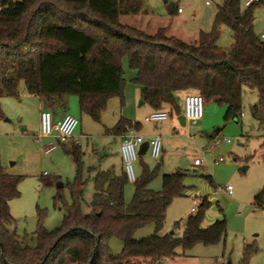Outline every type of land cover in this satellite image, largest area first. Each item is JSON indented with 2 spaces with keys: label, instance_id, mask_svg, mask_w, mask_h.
<instances>
[{
  "label": "trees",
  "instance_id": "obj_1",
  "mask_svg": "<svg viewBox=\"0 0 264 264\" xmlns=\"http://www.w3.org/2000/svg\"><path fill=\"white\" fill-rule=\"evenodd\" d=\"M142 2L0 0V73L5 92L18 95L23 82L29 93L54 108H66L69 97L77 95L81 111L100 121L111 97H125L123 59L127 56L137 72L141 99L155 110L169 105L179 115L177 93L195 90L222 94L232 117L241 120L247 88L257 89V100L250 109L262 128L264 145V41L254 30L255 8L264 0L249 6L243 0H224L212 29L201 31L195 43L169 35L166 26L149 33L122 22L123 14L139 13ZM223 25L233 30L229 49L218 43ZM3 116L0 100V118ZM140 127V121L123 116L111 131L123 134ZM69 148L78 164L71 185L73 202L67 206L61 226L49 230L40 219L34 244L10 228L15 219L9 202L20 195L22 177L0 167V264H131L139 257L159 263L176 255L180 247L187 250L198 244H217L226 235V218L202 226L210 205L207 198L201 210L187 218L183 236L161 232L169 205L185 191L182 171L164 174L163 189L154 190L149 187L154 172L145 167L134 181V198L127 203L125 171L100 170L95 176L92 210L84 212L82 152L75 142ZM207 177L213 183L212 176ZM62 199L59 191L55 200ZM255 204L264 207V191L256 195ZM151 222L155 232L137 238L136 231ZM180 224V220L175 222V226ZM114 236L123 242L119 255L110 246ZM254 250L248 248L241 264L248 263Z\"/></svg>",
  "mask_w": 264,
  "mask_h": 264
},
{
  "label": "rangeland",
  "instance_id": "obj_2",
  "mask_svg": "<svg viewBox=\"0 0 264 264\" xmlns=\"http://www.w3.org/2000/svg\"><path fill=\"white\" fill-rule=\"evenodd\" d=\"M223 2L224 0H143L139 13L123 14L121 19L125 23L142 26L147 32L166 26L168 34L195 43L199 40L201 31L212 29L218 7ZM179 8L183 12H179ZM254 30L259 36L264 30V3L255 8ZM233 42L232 28L223 25L219 45L229 49ZM123 69L126 79L125 97H111L100 121L81 112L79 96L71 95L68 100L71 113L79 118L74 135L81 139L83 177L86 180L82 208L86 213L92 210L96 174L106 169L107 163L112 165L119 160L117 151L120 140L111 128L120 117L131 118L135 110L141 109L140 85L135 81L137 72L131 68L127 56L123 59ZM247 90L241 120L226 121L224 118H217V121L211 123L213 126L209 133L203 128L202 132L195 126L192 128L189 123L181 124L176 110H169V119L175 121V125L168 130L163 124L156 127L154 123L145 122V115L140 113L142 122L161 135L163 149L158 157L149 151L139 156L134 162L137 178L145 167H149L154 172L149 187L162 190L164 174L177 171L185 173V191L169 205L161 232L175 231L176 235L183 236L192 207H197L193 212L197 214L205 198L210 201V205L204 212V226L226 218L227 232L217 244H198L187 250L180 247L176 255L165 257L159 263L139 257L133 258L131 264H241L248 248L255 250L247 264H264V207L255 204L256 195L264 191L263 131L250 109V105L257 100L258 90ZM0 100L4 112V116L0 118V167L8 174L22 177L18 184L20 195L9 202L15 219L10 228L17 235L27 237L28 244H34L36 240L33 234L40 219L49 230L61 226L66 208L73 202L71 185L77 178L78 164L73 152L66 146L70 143L72 147L73 142L62 141L54 134L51 137L38 136L40 99L29 93L23 82L19 84L18 95L8 94L3 88L0 73ZM177 101L183 113L185 97L182 96ZM220 129L219 134L232 138V142L222 143L204 154L203 147L212 144L213 137L209 134ZM191 135L194 137L191 138ZM170 137H174V140L171 141ZM50 142L56 148L47 152L46 146ZM198 156H202L204 162L201 166L194 167V160ZM111 165L109 169L114 171ZM209 175L212 176L213 183L207 177ZM227 185L233 186L232 192L227 190ZM135 189V182L126 183L127 203L133 200ZM59 191L63 193L64 199L56 202L55 197ZM177 220L181 221L179 226H175ZM154 232L155 224L151 222L139 228L135 236L142 238ZM110 246L113 253L121 254L123 242L119 237H112Z\"/></svg>",
  "mask_w": 264,
  "mask_h": 264
},
{
  "label": "built area",
  "instance_id": "obj_3",
  "mask_svg": "<svg viewBox=\"0 0 264 264\" xmlns=\"http://www.w3.org/2000/svg\"><path fill=\"white\" fill-rule=\"evenodd\" d=\"M263 0H244V5L249 6L253 3H259ZM209 1H207L208 3ZM182 11V8H179ZM260 38L264 41V30L260 34ZM206 94L202 92H190L185 95L184 115L186 123L191 125L197 124L205 115ZM169 118V112L164 109L153 110L146 116V120L153 122L156 126H160ZM79 124V118L71 113H67L59 120L54 119L53 112L50 109H42L40 113V129L39 137L51 136L55 134L62 141L75 142L81 144L80 137L74 135L75 129ZM149 141L148 151L155 157L160 156L163 149V141L161 135H154L149 139L138 132L136 128L129 129L121 143V154L124 165V171L129 181H136L134 162L139 158V147L145 141ZM224 141L232 142V138L221 136L219 132L213 135L212 144L203 147L204 154L214 150L215 147L221 145ZM56 147L55 144L46 146V151L50 152ZM223 160V157H220ZM204 160L202 156H198L194 160V166H201ZM227 190L232 192L233 186L227 185ZM197 210L196 206L192 207V212Z\"/></svg>",
  "mask_w": 264,
  "mask_h": 264
},
{
  "label": "crops",
  "instance_id": "obj_4",
  "mask_svg": "<svg viewBox=\"0 0 264 264\" xmlns=\"http://www.w3.org/2000/svg\"><path fill=\"white\" fill-rule=\"evenodd\" d=\"M244 2V0H243ZM179 12H183V11H179ZM122 20V19H121ZM123 22V21H122ZM125 23V22H124ZM127 23V22H126ZM135 26V25H134ZM138 27V26H137ZM140 28L146 30L145 28H143L142 26H139ZM158 30V29H157ZM157 30H155L154 32H156ZM147 31V30H146ZM154 32H149V33H154ZM168 33V32H167ZM170 35V34H169ZM188 42H192V41H188ZM187 93H190V92H186V91H180L177 93V99L184 96L187 94ZM206 94V108H205V115L204 117L197 123V124H193L192 125V128L195 126L196 129H200V131L202 132V128L204 129V131L206 133H209L212 129V126L213 124L211 123H214V121H217V118L218 119H225L226 121H229L230 119H234L232 117V111H231V107L228 103L225 102L224 100V96L222 94H211V93H205ZM39 97V96H37ZM140 97H141V93H140ZM40 111L42 109H50L52 112H53V115H54V119L55 120H59L61 118H63V116L67 113H71L70 109L67 105L66 108H54V107H47L46 106V102L43 98H40ZM69 100V99H68ZM139 108L140 111L138 110H135L134 114L132 116H130L132 121H140L141 122V127L140 128H137V131L142 133L146 139H149L151 138L152 136L158 134L157 133V130L156 129H149L148 126H146L144 124V122H142V118L139 116L140 113H143L145 116H144V121L147 122V123H153V122H150V121H147L146 120V116L151 113L154 108H152L148 103L144 102L143 104L140 103L139 105ZM164 110L168 111L171 109L169 105H166L164 108ZM82 112V111H81ZM72 114V113H71ZM170 116V115H169ZM121 118V117H120ZM119 118V119H120ZM128 118V117H126ZM118 119V120H119ZM118 120L114 123V125L118 122ZM165 127H166V130H168L170 127H173L175 125V121L171 120V119H167L165 120V122L162 123ZM161 124V125H162ZM113 125V126H114ZM157 127V126H156ZM159 127V126H158ZM220 130L216 131V132H220ZM215 132V133H216ZM214 133V134H215ZM214 134H209V136H212ZM55 135V134H54ZM116 136H118L119 138V147H118V163L116 162H111L112 165H113V169H115V173L116 174H120L121 172H123L124 170V165H123V160H122V154H121V143H122V140L124 138V135L125 133L123 134H115ZM202 136V135H201ZM45 137H51V136H45ZM191 138L194 137V135H191L190 136ZM171 141L174 140V137H170ZM226 141H224L223 143H225ZM227 143H231V142H227ZM49 144H54V143H49ZM48 144V145H49ZM68 147H70V143H68V145H66ZM81 146V144H80ZM56 148V147H55ZM54 148V149H55ZM52 151V150H51ZM148 152V151H147ZM110 162L106 164V169H109L110 167ZM111 165V166H112ZM193 166H194V163H193ZM194 167H197V166H194ZM196 169V168H195ZM194 169V171H195ZM105 170V169H104ZM193 213V212H192ZM202 226L203 227H208V226H204V224L202 223Z\"/></svg>",
  "mask_w": 264,
  "mask_h": 264
},
{
  "label": "water",
  "instance_id": "obj_5",
  "mask_svg": "<svg viewBox=\"0 0 264 264\" xmlns=\"http://www.w3.org/2000/svg\"><path fill=\"white\" fill-rule=\"evenodd\" d=\"M144 102H145L144 100H141V101H140L141 104H143ZM178 119L180 120L181 124H183V125L186 124V119H185V115H184V113L179 114V115H178ZM148 148H149V141L146 140V141H145L143 144H141V146L139 147L138 153H139L140 155L145 154V153H147ZM196 170H197V169H195V171H196ZM91 261H92V260H91ZM91 261H90V262H91Z\"/></svg>",
  "mask_w": 264,
  "mask_h": 264
}]
</instances>
